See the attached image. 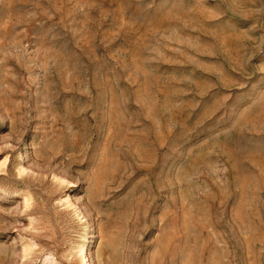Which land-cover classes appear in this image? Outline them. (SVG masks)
Wrapping results in <instances>:
<instances>
[{
	"label": "rangeland",
	"instance_id": "obj_1",
	"mask_svg": "<svg viewBox=\"0 0 264 264\" xmlns=\"http://www.w3.org/2000/svg\"><path fill=\"white\" fill-rule=\"evenodd\" d=\"M0 264H264V0H0Z\"/></svg>",
	"mask_w": 264,
	"mask_h": 264
}]
</instances>
